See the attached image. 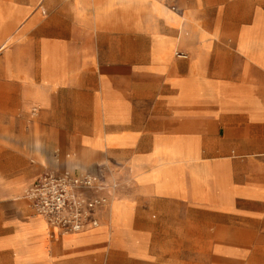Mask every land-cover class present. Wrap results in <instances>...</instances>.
Returning a JSON list of instances; mask_svg holds the SVG:
<instances>
[{"label": "crops", "instance_id": "crops-1", "mask_svg": "<svg viewBox=\"0 0 264 264\" xmlns=\"http://www.w3.org/2000/svg\"><path fill=\"white\" fill-rule=\"evenodd\" d=\"M105 164L95 227L25 198ZM0 264H264V0H0Z\"/></svg>", "mask_w": 264, "mask_h": 264}, {"label": "built area", "instance_id": "built-area-1", "mask_svg": "<svg viewBox=\"0 0 264 264\" xmlns=\"http://www.w3.org/2000/svg\"><path fill=\"white\" fill-rule=\"evenodd\" d=\"M121 187L122 183L106 164L98 174L47 169L26 191L25 198L36 215L58 235H64L97 226L100 212L110 207Z\"/></svg>", "mask_w": 264, "mask_h": 264}, {"label": "bare ground", "instance_id": "bare-ground-1", "mask_svg": "<svg viewBox=\"0 0 264 264\" xmlns=\"http://www.w3.org/2000/svg\"><path fill=\"white\" fill-rule=\"evenodd\" d=\"M50 238H52V237H50ZM54 240V239H53Z\"/></svg>", "mask_w": 264, "mask_h": 264}]
</instances>
